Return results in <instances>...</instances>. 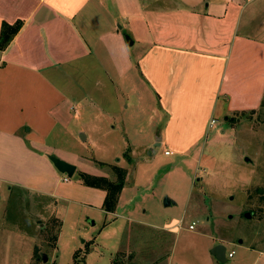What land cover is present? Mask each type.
Returning a JSON list of instances; mask_svg holds the SVG:
<instances>
[{
  "label": "crops",
  "instance_id": "crops-1",
  "mask_svg": "<svg viewBox=\"0 0 264 264\" xmlns=\"http://www.w3.org/2000/svg\"><path fill=\"white\" fill-rule=\"evenodd\" d=\"M16 21L20 29L0 49V192L6 204L17 191L63 208L52 212L58 236L72 204L129 220L117 215L125 185L109 212L102 208L105 190L79 179L84 172L113 180L103 165L124 168L121 158L95 159L89 168L67 145H94L96 134L108 133L85 123L84 110L95 99L114 107L99 108L93 119L115 121L136 95L138 112L150 111L149 155L158 146L169 151L165 155H192L212 118L256 109L263 100L264 0H0V29ZM104 89L116 96L105 99ZM127 120L118 116L112 129L134 136L138 128L129 129ZM49 155L74 164L78 178L60 173ZM216 244L224 246L225 262L226 247Z\"/></svg>",
  "mask_w": 264,
  "mask_h": 264
},
{
  "label": "rangeland",
  "instance_id": "rangeland-1",
  "mask_svg": "<svg viewBox=\"0 0 264 264\" xmlns=\"http://www.w3.org/2000/svg\"><path fill=\"white\" fill-rule=\"evenodd\" d=\"M107 89L105 99L112 100L116 95H107L112 92ZM131 98L115 121L93 119L99 108L107 112L114 107L95 99L98 102L84 110L85 123L102 125L108 133L96 134L94 145L67 144L89 168L95 159L116 163L121 158L126 175L117 215H128L129 220L72 204L58 236L52 212L63 208L53 210L50 200L17 191L6 204L0 192V207L6 204L3 213L0 209V264H212L211 244L220 242L226 247V261L214 264H264V96L256 109L215 116L192 155H165L159 146L149 155L144 132L149 133L150 111L139 113L136 95ZM77 108L83 114V106ZM118 116L140 133L133 128L134 136L123 137L119 128L112 129ZM52 141L58 143L57 138ZM103 167L112 172L111 165ZM76 178L77 173L69 177ZM165 196L168 205L163 204ZM104 221L112 222L103 226ZM239 245L248 250L242 253ZM231 250L233 256L228 257Z\"/></svg>",
  "mask_w": 264,
  "mask_h": 264
},
{
  "label": "trees",
  "instance_id": "trees-1",
  "mask_svg": "<svg viewBox=\"0 0 264 264\" xmlns=\"http://www.w3.org/2000/svg\"><path fill=\"white\" fill-rule=\"evenodd\" d=\"M21 25V21H16L13 24L2 22L0 29V49L6 47L12 37L18 32ZM111 169L115 176L113 180L105 176H96L84 172L79 173V179L83 184L105 190L106 194L103 200L102 208L103 210L109 212L114 211L116 207L118 196L124 186V177L126 175V171L122 167L111 165Z\"/></svg>",
  "mask_w": 264,
  "mask_h": 264
},
{
  "label": "water",
  "instance_id": "water-1",
  "mask_svg": "<svg viewBox=\"0 0 264 264\" xmlns=\"http://www.w3.org/2000/svg\"><path fill=\"white\" fill-rule=\"evenodd\" d=\"M127 39L129 38L128 35L125 36ZM49 160L52 162V164L54 165V167L60 172L63 173L64 175H66L67 177H71L75 171V165L67 162L55 155H49ZM170 199L165 196L164 200H163V204L164 205H168L170 204ZM245 215L247 217L250 216L249 213H245ZM90 224H94V221L90 220ZM224 251L225 248L223 245L221 244H216L215 246H213L210 249V253L216 258V260L223 262L225 260L224 257ZM42 261H45L47 259L46 254H42L41 255Z\"/></svg>",
  "mask_w": 264,
  "mask_h": 264
},
{
  "label": "built area",
  "instance_id": "built-area-1",
  "mask_svg": "<svg viewBox=\"0 0 264 264\" xmlns=\"http://www.w3.org/2000/svg\"><path fill=\"white\" fill-rule=\"evenodd\" d=\"M214 122H215V119L212 118V119L210 120V126L213 125ZM168 153H169L168 150H166V151L164 152V154H168ZM65 178H67V177H65ZM192 227H193V225L190 224V225H189V228L191 229ZM232 255H233V252L228 253V256H229V257H231Z\"/></svg>",
  "mask_w": 264,
  "mask_h": 264
}]
</instances>
